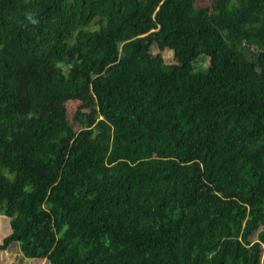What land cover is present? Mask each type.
I'll return each instance as SVG.
<instances>
[{"label": "trees", "instance_id": "16d2710c", "mask_svg": "<svg viewBox=\"0 0 264 264\" xmlns=\"http://www.w3.org/2000/svg\"><path fill=\"white\" fill-rule=\"evenodd\" d=\"M209 1L0 0V251L264 264V0Z\"/></svg>", "mask_w": 264, "mask_h": 264}, {"label": "rangeland", "instance_id": "374dc122", "mask_svg": "<svg viewBox=\"0 0 264 264\" xmlns=\"http://www.w3.org/2000/svg\"><path fill=\"white\" fill-rule=\"evenodd\" d=\"M200 4L210 3L209 0H198ZM154 53H159V47L154 45L152 47ZM166 62L170 63L176 61L173 57L171 50L165 49L162 52ZM97 110L96 98L89 92L84 98L66 103L65 120L71 126V128L79 130L85 127L93 125L99 118ZM0 243L3 241V237L6 235L4 230V222L0 218ZM13 251V250H12ZM12 251H0V263L2 264H19V253ZM27 264H37L35 260H30ZM38 264H46L45 260H41Z\"/></svg>", "mask_w": 264, "mask_h": 264}]
</instances>
